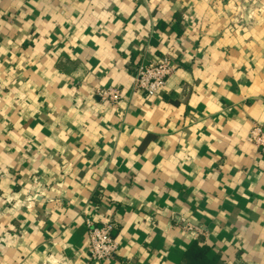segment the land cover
I'll return each mask as SVG.
<instances>
[{
  "label": "crops",
  "instance_id": "1",
  "mask_svg": "<svg viewBox=\"0 0 264 264\" xmlns=\"http://www.w3.org/2000/svg\"><path fill=\"white\" fill-rule=\"evenodd\" d=\"M165 56L146 97L138 69ZM254 126L264 0H0V264H182L197 241L264 264ZM88 222L114 226V259L90 260Z\"/></svg>",
  "mask_w": 264,
  "mask_h": 264
},
{
  "label": "built area",
  "instance_id": "2",
  "mask_svg": "<svg viewBox=\"0 0 264 264\" xmlns=\"http://www.w3.org/2000/svg\"><path fill=\"white\" fill-rule=\"evenodd\" d=\"M254 13L250 14V18ZM179 63L174 57L165 56L158 61L143 65L138 69L135 88L144 93L146 97L156 98L165 88L168 80L176 73ZM102 99L117 103L122 92L118 88H107L99 92ZM248 141L253 143L264 154V129L254 126ZM89 227V256L95 263L110 261L119 253L120 243L113 237L114 226L105 224L102 227L94 226L88 222ZM183 228L189 232L200 233L201 230L187 219H183Z\"/></svg>",
  "mask_w": 264,
  "mask_h": 264
},
{
  "label": "trees",
  "instance_id": "3",
  "mask_svg": "<svg viewBox=\"0 0 264 264\" xmlns=\"http://www.w3.org/2000/svg\"><path fill=\"white\" fill-rule=\"evenodd\" d=\"M210 248L201 241H197L184 254L182 264H220L219 259L208 257Z\"/></svg>",
  "mask_w": 264,
  "mask_h": 264
}]
</instances>
